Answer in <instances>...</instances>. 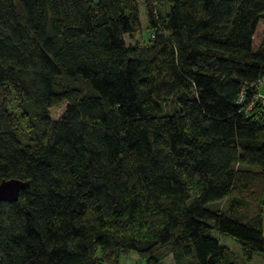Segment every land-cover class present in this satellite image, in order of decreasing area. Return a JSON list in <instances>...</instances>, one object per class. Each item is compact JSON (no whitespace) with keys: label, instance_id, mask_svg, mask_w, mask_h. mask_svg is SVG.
Here are the masks:
<instances>
[{"label":"trees","instance_id":"trees-1","mask_svg":"<svg viewBox=\"0 0 264 264\" xmlns=\"http://www.w3.org/2000/svg\"><path fill=\"white\" fill-rule=\"evenodd\" d=\"M143 2L0 0V264L264 260V0Z\"/></svg>","mask_w":264,"mask_h":264},{"label":"rangeland","instance_id":"rangeland-1","mask_svg":"<svg viewBox=\"0 0 264 264\" xmlns=\"http://www.w3.org/2000/svg\"><path fill=\"white\" fill-rule=\"evenodd\" d=\"M94 2H98L99 0H93ZM140 6H141V31L137 33L133 38H129L126 36V44L130 47H137L139 45L145 44L150 35V30L148 29V22H147V16L145 12V5L143 0H139ZM264 23V19H263ZM62 84H70L71 81L68 79L62 78L61 80ZM74 85L81 87L84 91H88V88L83 82H76ZM2 98L0 96V104H1ZM14 109L17 111L20 108V103L18 101H14L13 103ZM66 103L62 104V106L58 108H53L50 110V117L52 119L58 120L63 112L65 111ZM220 206L219 202H212L207 204L205 207L209 210H214ZM217 236V235H216ZM222 242H229V247L232 250L234 256H240V247L239 245L233 241L231 238L228 237H222ZM238 262V261H237ZM239 263V262H238ZM119 264H145L139 256L135 252H131L128 255H121L120 263ZM162 264H175L171 257H168ZM240 264V263H239ZM250 264H264V260L262 259L260 254H254L253 259Z\"/></svg>","mask_w":264,"mask_h":264},{"label":"water","instance_id":"water-1","mask_svg":"<svg viewBox=\"0 0 264 264\" xmlns=\"http://www.w3.org/2000/svg\"><path fill=\"white\" fill-rule=\"evenodd\" d=\"M27 187V183L19 180L3 181L0 184V202H15L18 200L21 190Z\"/></svg>","mask_w":264,"mask_h":264},{"label":"built area","instance_id":"built-area-1","mask_svg":"<svg viewBox=\"0 0 264 264\" xmlns=\"http://www.w3.org/2000/svg\"><path fill=\"white\" fill-rule=\"evenodd\" d=\"M252 86L255 87V94L247 107L249 111L253 110L256 103H260L264 108V77L260 78L257 83Z\"/></svg>","mask_w":264,"mask_h":264},{"label":"crops","instance_id":"crops-1","mask_svg":"<svg viewBox=\"0 0 264 264\" xmlns=\"http://www.w3.org/2000/svg\"><path fill=\"white\" fill-rule=\"evenodd\" d=\"M262 231H263V236H264V206H263V210H262ZM216 237L218 238L220 244H222V245H224V246H226V247H228L230 249V247L228 246L229 242H227V243L226 242H222L223 241V238H222L223 236L217 235Z\"/></svg>","mask_w":264,"mask_h":264}]
</instances>
